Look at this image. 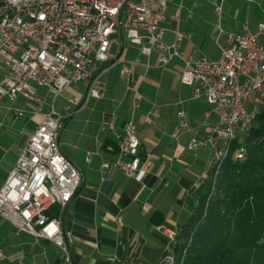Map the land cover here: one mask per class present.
Here are the masks:
<instances>
[{
    "label": "built area",
    "instance_id": "1",
    "mask_svg": "<svg viewBox=\"0 0 264 264\" xmlns=\"http://www.w3.org/2000/svg\"><path fill=\"white\" fill-rule=\"evenodd\" d=\"M169 1L0 0V69L3 71L0 102L8 98L12 104L7 109L24 116L28 111L14 107L22 95L36 104L33 113L43 115L0 188V215L19 230L54 242L62 249L65 264L72 263V255L64 237L62 213L78 191L82 173L60 150L59 137L66 116L56 110L55 104L65 90L79 82L87 85V92L83 97L67 100L65 109L69 114L84 107L90 98L105 97L100 80L105 65L112 60L113 42L124 34L140 47L142 54L149 57L157 52L162 66L174 57L183 59L182 83L194 88L195 98L205 97L214 106L218 121L210 135L193 138L188 145L192 151L211 150L212 193L225 159L233 153L236 159L245 156L246 148L234 151V144L248 133L264 105V45L260 42L264 23H259L257 31L249 29L248 20L244 33L225 31L222 26L224 1L221 0L215 6L216 38L226 33L227 41L220 45V57L184 58L183 33L175 31L173 44L164 41L167 28L163 22ZM122 74L130 81L129 66L122 67ZM32 83L46 89V93L39 94ZM128 89L133 92L135 112L142 103L139 87L129 83ZM158 116L155 109L146 116V121L151 123ZM179 120L174 138L189 129L183 112L179 113ZM108 127L116 130L113 122L108 123ZM115 134L118 157L112 166L130 178H137L142 160L135 120H129L123 132ZM105 147L114 150L113 146ZM87 160H91V153ZM151 208L147 203L143 206L146 213ZM118 222L123 224L121 216ZM157 229L169 239L170 245L179 233L165 224ZM167 257L173 260L172 256ZM4 259L0 250V261Z\"/></svg>",
    "mask_w": 264,
    "mask_h": 264
},
{
    "label": "crops",
    "instance_id": "2",
    "mask_svg": "<svg viewBox=\"0 0 264 264\" xmlns=\"http://www.w3.org/2000/svg\"><path fill=\"white\" fill-rule=\"evenodd\" d=\"M220 1L170 0L163 22L167 28L164 41L173 44L175 31L179 30L184 34L181 44L184 58L218 59L220 45L227 41L226 33L216 38L215 6ZM223 1L225 31L244 33L247 19L251 31H257L259 23H264V13L259 10L264 2ZM118 40L116 52L110 48L112 60L105 65L100 80L105 97L90 98L84 107L69 114L65 109L67 100L83 97L87 92V85L79 82L65 90L55 104L56 110L66 116L59 137L60 150L82 173V183L62 213L65 241L73 254L71 264H157L172 246L158 231V226L165 224L181 230L196 213L211 176V150L192 151L188 145L193 138L208 137L218 116L205 97L195 98L194 88L182 83L184 60L174 57L162 66L157 52L149 57L142 54L140 47L132 44L125 34ZM260 42L264 45V35ZM124 65L131 69L130 81L122 74ZM2 75L0 69V79ZM129 83L139 87L142 99L141 107L135 112ZM38 92L41 94L43 89L38 88ZM14 107L28 113L17 116L6 107L4 117H0V128L11 114L27 116L24 126L30 129V134L18 144L0 188L43 119L42 114L33 113L36 104L23 98H18ZM155 109L159 116L148 123L146 116ZM180 112L184 113L189 129L174 138ZM132 118L141 143L142 162L137 178H130L112 166L118 157L115 132H123ZM111 122L115 131L108 127ZM106 145L113 146L114 150L106 149ZM5 148L0 142L1 161L6 157ZM88 153H91L90 161ZM145 203L152 206L147 213L143 209ZM119 216L123 219L122 225L118 222ZM56 247L51 240L21 231L0 215V250L10 262L65 264Z\"/></svg>",
    "mask_w": 264,
    "mask_h": 264
},
{
    "label": "trees",
    "instance_id": "3",
    "mask_svg": "<svg viewBox=\"0 0 264 264\" xmlns=\"http://www.w3.org/2000/svg\"><path fill=\"white\" fill-rule=\"evenodd\" d=\"M240 147L244 158L225 159L214 193L206 182L207 194L172 243L174 264H264V105L234 151Z\"/></svg>",
    "mask_w": 264,
    "mask_h": 264
},
{
    "label": "rangeland",
    "instance_id": "4",
    "mask_svg": "<svg viewBox=\"0 0 264 264\" xmlns=\"http://www.w3.org/2000/svg\"><path fill=\"white\" fill-rule=\"evenodd\" d=\"M258 1L257 3H263L264 0H256ZM260 12L264 13V5L263 7L259 8ZM225 15H224V11H223V16H222V21L224 19ZM248 20V19H247ZM223 23V22H222ZM120 40H118L117 42H114L112 45V52L115 53L116 52V48H118ZM35 87L39 88L35 83H32ZM43 92H41V94H45L46 93V89L42 88ZM19 98H23L25 99L22 95L19 96ZM61 99V97L59 98ZM26 100V99H25ZM29 102V101H27ZM31 104V102H29ZM12 103L9 101L8 98H3L0 102V117H4V113L6 111V107L10 106ZM18 105V103H17ZM247 107L249 108V104H247ZM37 109V108H36ZM27 118V116L25 117H14L13 114L9 115L8 119L4 122V125L1 126L0 131L2 132L0 135V142L4 144V147H6V157L4 159H2V161L0 160V183L4 182V171L7 168V165L10 163L11 159L13 158L14 154L16 153V150L18 148V144L21 141H24L28 138L29 134H30V129L24 126V121ZM5 152V151H4ZM1 157V156H0ZM208 190L207 188L205 189V195L207 194ZM204 207V205H203ZM203 212V208L201 210ZM182 242L184 241L181 240ZM59 255L63 256L64 253L62 251V249L60 247H56ZM174 250H175V246H173L171 248V250L167 249L165 250L166 253L169 256L173 257V260H169L167 259L168 255L166 257H162L161 260V256H159L160 260L157 264H174L175 262V254H174ZM165 253V254H166Z\"/></svg>",
    "mask_w": 264,
    "mask_h": 264
},
{
    "label": "water",
    "instance_id": "5",
    "mask_svg": "<svg viewBox=\"0 0 264 264\" xmlns=\"http://www.w3.org/2000/svg\"><path fill=\"white\" fill-rule=\"evenodd\" d=\"M75 264V263H74Z\"/></svg>",
    "mask_w": 264,
    "mask_h": 264
}]
</instances>
